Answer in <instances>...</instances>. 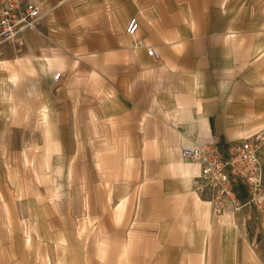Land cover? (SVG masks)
Here are the masks:
<instances>
[{
  "label": "crops",
  "instance_id": "1",
  "mask_svg": "<svg viewBox=\"0 0 264 264\" xmlns=\"http://www.w3.org/2000/svg\"><path fill=\"white\" fill-rule=\"evenodd\" d=\"M26 1L37 30L0 51V264H264V223L215 214L180 156L264 128V0Z\"/></svg>",
  "mask_w": 264,
  "mask_h": 264
},
{
  "label": "built area",
  "instance_id": "2",
  "mask_svg": "<svg viewBox=\"0 0 264 264\" xmlns=\"http://www.w3.org/2000/svg\"><path fill=\"white\" fill-rule=\"evenodd\" d=\"M43 14L41 5L26 0H0V51L14 45L21 34L36 31ZM137 29L136 19L131 18L126 33L132 37ZM146 53L158 60L154 47H147ZM180 156L197 165L199 188L208 192L214 207H226L236 214L244 206L259 210L264 204V128L222 149L215 145L183 146Z\"/></svg>",
  "mask_w": 264,
  "mask_h": 264
},
{
  "label": "rangeland",
  "instance_id": "3",
  "mask_svg": "<svg viewBox=\"0 0 264 264\" xmlns=\"http://www.w3.org/2000/svg\"><path fill=\"white\" fill-rule=\"evenodd\" d=\"M242 189V188H241ZM244 202V201H241ZM214 207V205H213ZM224 210L227 212H229L228 209H226V207L223 208H216L214 207V213L217 214L218 216H222V213L224 212ZM241 210H248L252 213V216H254V218L256 217L261 223H264V204L261 206V208L258 210L250 205L244 206Z\"/></svg>",
  "mask_w": 264,
  "mask_h": 264
}]
</instances>
